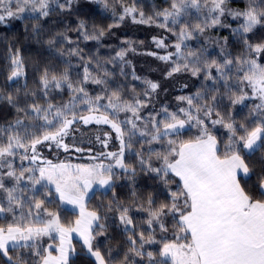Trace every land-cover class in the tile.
I'll return each instance as SVG.
<instances>
[{
	"label": "snow or ice",
	"instance_id": "6c2138e0",
	"mask_svg": "<svg viewBox=\"0 0 264 264\" xmlns=\"http://www.w3.org/2000/svg\"><path fill=\"white\" fill-rule=\"evenodd\" d=\"M163 3L165 7H153L149 14L139 0H0V25L27 14L39 22L32 25L37 42L67 65L59 69L37 63L36 90L0 94V101L17 113L14 121L0 125L2 264H70L79 255L73 233L93 264H264V167L257 182L249 185L254 169L246 159L264 149V39H251L264 30V0H245L242 9L230 7L231 0ZM73 13L78 14L75 40L67 35V27L43 39V24L54 14L60 20ZM93 14L112 20L107 30L79 18ZM227 18L237 27L225 23ZM128 21L155 26L174 37L169 44V37L154 36L153 43L164 54L147 53L168 65L165 79L186 73L200 81L195 92L176 97L174 108L164 103L157 109L154 96L160 84L152 80H143L140 94L134 87L127 92L109 88L118 67L119 75L127 76L126 50L103 62L85 59L81 41L99 44ZM217 28L229 29L242 49L238 54L228 48V37H217L219 52L210 58L202 38ZM73 58L79 61L78 79L72 78ZM6 59L7 80H26L28 66L20 50L9 45ZM132 76L141 79L134 71ZM89 85L99 92H89ZM65 90L69 100L54 103L53 94ZM248 101L252 107L237 120L230 109ZM93 123L110 130L96 137L105 151L91 155V163H53L43 156L45 148L69 151L66 139H74L76 125ZM217 126L224 129L222 136L214 134ZM192 129L193 137L180 139ZM112 139L118 142L114 151L107 150ZM126 152L135 157V165L126 163ZM138 174L155 181L152 187L166 199L158 203L154 193L138 197ZM121 179L128 182L130 202L113 191L107 203L88 209L86 198L94 185L114 189ZM66 205L78 209L68 224L61 218ZM136 213L145 214L140 224L134 222ZM110 219L125 235L115 254L102 243L108 240Z\"/></svg>",
	"mask_w": 264,
	"mask_h": 264
},
{
	"label": "trees",
	"instance_id": "16d2710c",
	"mask_svg": "<svg viewBox=\"0 0 264 264\" xmlns=\"http://www.w3.org/2000/svg\"><path fill=\"white\" fill-rule=\"evenodd\" d=\"M83 4V0H81ZM139 6L145 10L146 13H151L153 7H165L163 0H139ZM245 0H231L230 7L232 8H244ZM88 8H84V12H87ZM76 13L67 16H60V20H57V14H54L47 23L43 24L42 36L44 40H47L53 31H65L67 27V35H69L73 40L76 39V34L73 31L76 27ZM79 18L86 19L89 26H97L107 30V26L112 23L110 18H104L102 15H79ZM60 21H66L62 23ZM39 23L38 21L31 20L27 18V14L23 19H14L6 23V25H0V94H16L19 92L23 94L25 91H32L38 88V84L35 82L38 78V74L34 71V66L40 63L41 66L44 64H56L59 69L67 67L66 64L60 62L55 56H52L47 50L43 43H38L37 38L32 33V25ZM225 23L231 24L233 28L237 27L236 22L232 21L231 18H227ZM51 30V31H50ZM156 36H166L169 37L166 41L171 44L174 37H171L168 33L163 30L149 25L133 24L131 21L126 22L118 28L111 31V34H106L103 40L98 44L96 41H81L79 47L83 50L85 59L89 57H98L101 62L107 61L115 56L117 51L124 49L127 51L126 60L130 62L125 67V72L127 76L119 75V67L116 69L117 75L114 81L109 84V88L115 90L117 87L122 88L125 92L131 91L134 87L137 94L144 91L143 80L148 79L160 84V88L154 96V103L159 109L161 104L167 103L175 107L176 97L181 95H187L189 92H195L199 87L200 81L190 76V74H178L172 78L165 79V73L168 69V65L158 60L155 56L148 55L149 52H157L158 54L164 53L163 50L157 49L156 45L153 43L152 38ZM212 37L213 39H208ZM228 37V48L233 52V54H238L242 49L240 46L234 42L233 37L230 34L229 29L217 28L215 30L206 33L205 37L202 38V42H205V46L208 48L210 53V58H217L220 45L215 43V38ZM252 42H259L264 39V30L257 33L252 38ZM130 42V43H129ZM194 47H200V44L192 42ZM11 45L13 49H19L21 55L24 57L27 67V79L20 78L15 82H9L7 76L10 74L8 69V61L6 59L8 54V47ZM67 45H57V48H67ZM95 63V61H93ZM72 64L74 68L72 69V78L78 79L77 69L79 61L75 58L72 59ZM140 77V80L133 79L132 73ZM155 74V75H154ZM95 75V73H93ZM25 83L27 88L24 87ZM187 84V89H182V85ZM88 91L95 94L99 92V88L94 85H89ZM69 92L65 90L61 95L53 94V102L61 103L67 102L69 100ZM226 103V101H225ZM252 107V101L246 102L245 105H237L234 109H230L235 115L237 120H242L243 117L248 113L249 109ZM222 114L225 109H221ZM85 113V112H83ZM80 113V114H83ZM17 118L16 110L7 103L0 101V125L5 122L14 121ZM78 130L73 133V142H70L68 138L66 143L71 147L69 151L65 152L63 149L55 150V155L62 156L65 153L68 154L71 151H75V148H82L84 151L91 148L95 152L105 151L103 146L96 140L97 136L103 138V133L108 132L109 129L105 126H91V127H81L80 125L76 127ZM100 128V129H99ZM218 132L214 133L218 136H222L224 129L217 126ZM99 129V130H98ZM92 132V133H91ZM196 134V130L185 133L180 139H188ZM75 142V143H74ZM100 147V149L98 148ZM118 142L115 139L109 141V148L107 150H116ZM135 147H139L136 145ZM100 150V151H99ZM64 151V152H63ZM52 152V151H49ZM264 156V149L254 153L252 156L246 159L249 162L250 168H253V174L251 179L248 180L249 185H254L261 173V168L264 167V162H262L261 157ZM126 163L135 165V157L130 153L125 154ZM118 172L120 170H117ZM155 181L148 179L143 175H137L136 177V192L138 197H146L149 193H154L157 198V202L166 199L165 195L160 189L152 187ZM113 191L117 197L123 202H130L131 191L126 179H121L117 181V186L114 189H94L92 193L88 196L86 203L89 210H95L98 202L104 201L107 203L111 200ZM78 215L77 211H73L66 207L61 208V218L62 222L68 224L73 221ZM145 218L144 213H136L134 215V222L136 224L142 223ZM103 222V221H102ZM108 240L102 243L105 246L111 247L113 249V254H115L118 248L124 243L125 235L122 231V227L118 226V222L114 220H108ZM171 227V222L170 225ZM159 238V237H157ZM47 242V237L44 238ZM73 244L76 247L78 256H76L70 264H93L92 260L86 257L81 251L80 244L77 239H73ZM155 247V246H153ZM153 250V249H149ZM121 251V256H122ZM2 264V261H0Z\"/></svg>",
	"mask_w": 264,
	"mask_h": 264
},
{
	"label": "rangeland",
	"instance_id": "374dc122",
	"mask_svg": "<svg viewBox=\"0 0 264 264\" xmlns=\"http://www.w3.org/2000/svg\"><path fill=\"white\" fill-rule=\"evenodd\" d=\"M164 53H161V54H159V55H163ZM155 75V74H154ZM81 115H87V113L85 112V113H83V114H81ZM77 126H79V124L78 125H76V127ZM81 127H91V126H105V127H107L108 129H109V126H106V125H96V124H91V125H87V126H84V125H80ZM100 129V128H99ZM98 129V130H99ZM110 130V129H109ZM92 133V132H91ZM114 135V134H113ZM70 142H73V139H68ZM75 143V142H74ZM98 148L100 149V147L98 146ZM41 151H42V154H43V156L45 157V158H47V159H49V160H52V162L53 163H60V162H64V163H71V164H73V165H77V164H88V163H91L92 162V160H91V155H95V154H98V153H100V152H95V151H93L92 150V152H91V154L88 152V150H85V151H82V152H77V151H71L70 153H68V154H64V155H62L61 157L60 156H57V155H55L54 153H55V150H52V152H49V150L48 149H41ZM100 151V150H99ZM113 151V150H112ZM64 152V151H63ZM107 162V161H106ZM101 189V190H106L107 188H106V186L105 187H100V186H98V185H94L93 186V189L92 190H90V192H89V195L92 193V191L94 190V189ZM88 198V197H87ZM87 198H86V200H87ZM64 207H66V208H68V209H71L72 210V207L71 206H69V205H66V206H64ZM75 211H77V210H75ZM77 213H78V211H77ZM76 235V234H75ZM77 237V236H76ZM73 239H75V238H73ZM73 239H72V241H73ZM77 240H78V237H77Z\"/></svg>",
	"mask_w": 264,
	"mask_h": 264
},
{
	"label": "crops",
	"instance_id": "0c3cea01",
	"mask_svg": "<svg viewBox=\"0 0 264 264\" xmlns=\"http://www.w3.org/2000/svg\"><path fill=\"white\" fill-rule=\"evenodd\" d=\"M69 206H71V205H69ZM71 207H73V206H71ZM77 211H78V209H77ZM76 236H77V235H75V233H73V234H72V239H73V238L77 239ZM54 254H55V253H54Z\"/></svg>",
	"mask_w": 264,
	"mask_h": 264
}]
</instances>
